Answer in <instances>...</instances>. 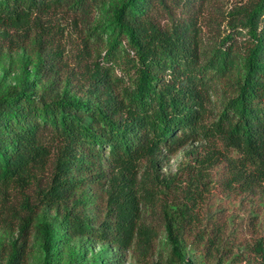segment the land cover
Segmentation results:
<instances>
[{
	"label": "trees",
	"instance_id": "obj_1",
	"mask_svg": "<svg viewBox=\"0 0 264 264\" xmlns=\"http://www.w3.org/2000/svg\"><path fill=\"white\" fill-rule=\"evenodd\" d=\"M65 1L106 8L111 31L98 54L104 59L95 62L83 97L51 75L0 90V190L32 181L55 145V168L42 201L57 207L60 220L38 225L45 264L72 237L133 250L148 262L161 224L172 244L161 264L184 262L191 235L214 247L194 229L202 184L187 175L193 164L167 178L158 166L163 150L169 160L190 142L215 138L236 150L242 164L264 170V0L230 10L224 34L208 40L194 13L169 14L164 25L156 21V8L166 7V0H0V26H18ZM45 61L38 58L35 74ZM159 184L168 191H159ZM90 203L98 222L88 220ZM146 203L162 223L146 219ZM30 212L6 264L24 261ZM246 250L249 256L238 255L241 261L264 264V230Z\"/></svg>",
	"mask_w": 264,
	"mask_h": 264
},
{
	"label": "rangeland",
	"instance_id": "obj_2",
	"mask_svg": "<svg viewBox=\"0 0 264 264\" xmlns=\"http://www.w3.org/2000/svg\"><path fill=\"white\" fill-rule=\"evenodd\" d=\"M247 2L250 0H198L187 7L185 0H166V7L156 8L154 17L164 25L169 14L183 18L194 13L198 27L208 40L219 32L224 34L227 13ZM106 18V8L92 1L88 5L65 1L34 13L18 26L1 25L0 90L19 84L23 78L37 81L40 75H51L61 88L83 97L95 62L104 59L98 54L105 49L104 40L111 31ZM39 57L46 61L37 75L34 70ZM215 103L218 108L220 101ZM50 145L53 148L49 160L44 167L35 170L32 181L0 190V264L7 263L11 243L18 237L22 220L30 211L34 218L28 229L22 264H45L46 251L38 225L42 222L56 225L60 220L57 207L42 201L58 155L55 145ZM164 154L165 150L158 166L161 178L193 164L187 175L190 174L194 184H202L197 195L198 219L194 229L202 231V237H209L215 245L210 246L206 240L200 241L191 235L185 241V261L191 264H248L239 256H249L246 248L264 230V170L242 164L236 150L215 138L190 142L169 160ZM197 158L205 159L203 166ZM158 190L166 192L168 188L159 184ZM175 208L170 211L175 213ZM144 214L147 220L161 222V214L150 203L144 205ZM87 216L91 223L99 221L92 203ZM171 249L165 226L161 224L153 256L148 262L140 260L133 250L119 252L107 243L72 237L66 246L60 247L52 264H161L170 256ZM185 261L178 264H186Z\"/></svg>",
	"mask_w": 264,
	"mask_h": 264
}]
</instances>
